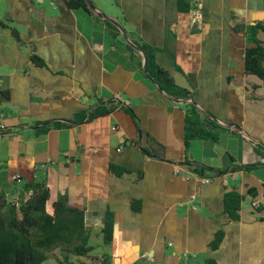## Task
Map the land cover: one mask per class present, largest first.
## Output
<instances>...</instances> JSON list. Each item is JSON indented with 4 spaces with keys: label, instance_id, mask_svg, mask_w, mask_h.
I'll return each instance as SVG.
<instances>
[{
    "label": "crops",
    "instance_id": "crops-1",
    "mask_svg": "<svg viewBox=\"0 0 264 264\" xmlns=\"http://www.w3.org/2000/svg\"><path fill=\"white\" fill-rule=\"evenodd\" d=\"M90 1L130 42L158 49V65L193 92L201 113L237 124L247 135L223 131L216 141L193 139L185 150L183 108L146 76L138 65L141 53L134 48L131 56L121 31L114 36L91 8H71L64 0H1L0 191L18 202L29 194L23 183H44L51 200L64 194L83 211L90 238L101 242L104 215L111 211L113 239L99 252L108 254L109 264H133L143 255L158 264H203L206 258L264 264V165L222 175L204 171V177L188 168L264 162L253 145L264 144V99L246 96L264 89L243 70L246 28L264 24V0H198L200 27L179 11V0H98L105 9ZM257 36L264 42V32ZM111 98L130 105L140 131L121 108L69 122L77 110ZM54 121L67 125L55 127ZM141 131L165 146L167 158L186 154L191 161L143 154ZM110 163L124 171L110 173ZM229 188L244 196L234 220L223 209ZM219 229L222 239L211 249Z\"/></svg>",
    "mask_w": 264,
    "mask_h": 264
},
{
    "label": "trees",
    "instance_id": "trees-1",
    "mask_svg": "<svg viewBox=\"0 0 264 264\" xmlns=\"http://www.w3.org/2000/svg\"><path fill=\"white\" fill-rule=\"evenodd\" d=\"M68 7H82L91 12L85 0H64ZM178 9L182 12H189L191 7L182 0L178 2ZM99 18L107 30L114 36L120 35V29L110 19ZM264 32V24L254 23L246 28V35L249 41L244 49L243 70L245 74L255 75L261 81L264 89V42L259 39L257 33ZM14 33V32H13ZM16 34V33H14ZM131 35L130 33H128ZM131 43L139 47L145 57V74L153 79L156 84L169 98L180 100V105L184 110L183 124V147L186 150L188 144L193 139H211L216 141L220 132L231 131L228 127L221 125L217 117L211 112L197 107L193 98V92L184 86L175 83L171 73L158 65L155 54L158 51L143 41L131 38ZM127 48L132 56L135 49L127 44ZM32 61L36 64L42 62L34 55ZM138 65L142 67L141 60ZM180 71L178 66H175ZM247 97L264 99V92L257 95L254 90L246 92ZM115 108H121L133 119L137 129L140 131V122L135 116L132 108L128 104L122 103L117 98H111L99 104L92 110H77L69 122H80L90 120L94 117L106 115ZM64 121H54L53 126H66ZM46 124L39 130H43ZM141 131V137L137 146L141 152L149 157L168 160L174 163H189L191 160L185 154L181 160L169 159L166 156L165 146L152 137L149 133ZM255 150L264 156V144L253 143ZM264 165V162L250 164H233L227 169H212L202 165L194 164L188 166L190 171L198 176L204 177V171L222 175L226 172H234L239 169L250 170L255 166ZM110 173L120 175L124 170L112 163L109 164ZM209 177V176H208ZM23 189L29 192L24 200L18 202L10 201L5 190L0 191V264H45L50 258V252L58 249L64 252L62 258H57L58 264H109V256L106 253L89 256L93 246L88 243L90 230L85 227L83 211L67 203V197L59 194L56 199H50V191L41 182H25ZM247 193L254 197L256 189L250 187ZM243 194L235 188L226 189L223 192V209L232 220L237 219ZM133 200L132 209L139 210V205ZM223 231L217 230L214 238L209 242L211 249H216L222 239ZM101 239L104 244L111 243L113 239V214L107 210L101 228ZM69 255L77 258L70 260ZM203 264H216L213 258H206Z\"/></svg>",
    "mask_w": 264,
    "mask_h": 264
},
{
    "label": "rangeland",
    "instance_id": "rangeland-1",
    "mask_svg": "<svg viewBox=\"0 0 264 264\" xmlns=\"http://www.w3.org/2000/svg\"><path fill=\"white\" fill-rule=\"evenodd\" d=\"M94 3H96L98 6L103 7V9H105V5H103L101 2H99L98 0H93ZM10 201H17L14 198H8ZM88 243L90 245L93 246L92 251L89 253V256H94V255H99L102 250H103V246L104 244L100 241V238L98 239L95 236H92ZM64 252H60L58 249H53L50 252V258L47 259V261L45 262V264H58L57 262V258H62ZM69 259L76 261L77 258L73 255H69ZM133 264H158L157 262H150L148 256L143 255L141 258H138L137 260L134 261Z\"/></svg>",
    "mask_w": 264,
    "mask_h": 264
},
{
    "label": "water",
    "instance_id": "water-1",
    "mask_svg": "<svg viewBox=\"0 0 264 264\" xmlns=\"http://www.w3.org/2000/svg\"><path fill=\"white\" fill-rule=\"evenodd\" d=\"M86 1V3H87V5L93 10V11H95V7L93 6V4H92V2L90 1V0H85ZM100 17H103V18H106V15L103 13V12H100V11H95ZM114 22V21H113ZM115 23V22H114ZM116 25H117V27L120 29V31H121V33H122V35H123V37L125 38V40H126V42H127V44H129V45H131L133 48H135L136 50H138L140 53H141V55H142V69H143V71L145 72V57H144V54L142 53V51H141V49L139 48V47H137V46H135L134 44H132L128 39H127V36H126V34H125V31H124V29L122 28V27H120L119 26V24H117V23H115ZM152 81H153V79L152 78H150ZM154 82V81H153ZM159 88V87H158ZM159 90H161L160 88H159ZM171 99V98H170ZM171 100H173V101H175V102H180V100H178V99H171ZM218 122L221 124V125H223V126H225V127H228L230 130H232V131H236V132H238L239 134H241V135H244V136H246L247 134L237 125V124H233V123H227V122H221L220 120H218Z\"/></svg>",
    "mask_w": 264,
    "mask_h": 264
},
{
    "label": "built area",
    "instance_id": "built-area-1",
    "mask_svg": "<svg viewBox=\"0 0 264 264\" xmlns=\"http://www.w3.org/2000/svg\"><path fill=\"white\" fill-rule=\"evenodd\" d=\"M1 1V0H0ZM191 9L188 12L192 19V22L195 24L196 27H200L202 23V5L198 0H191ZM204 182H208V178H204ZM252 206H257V202L253 200L251 202ZM171 244V243H169Z\"/></svg>",
    "mask_w": 264,
    "mask_h": 264
}]
</instances>
